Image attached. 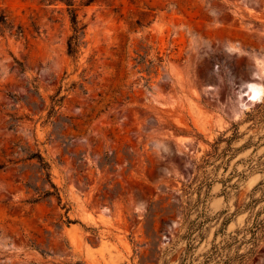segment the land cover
I'll return each mask as SVG.
<instances>
[{
	"label": "rangeland",
	"instance_id": "obj_1",
	"mask_svg": "<svg viewBox=\"0 0 264 264\" xmlns=\"http://www.w3.org/2000/svg\"><path fill=\"white\" fill-rule=\"evenodd\" d=\"M71 1L85 25L74 57L66 0H0V264H178L185 185L210 144L264 102V0ZM257 83L259 100L245 103ZM248 126L233 148L264 134ZM36 150L60 202H31ZM251 150L210 175L235 170L236 188L225 203L214 182L192 211L195 256L231 216L234 193L241 201L260 180L239 175ZM246 264H264V239Z\"/></svg>",
	"mask_w": 264,
	"mask_h": 264
},
{
	"label": "trees",
	"instance_id": "obj_2",
	"mask_svg": "<svg viewBox=\"0 0 264 264\" xmlns=\"http://www.w3.org/2000/svg\"><path fill=\"white\" fill-rule=\"evenodd\" d=\"M66 4L69 9L72 28V35L67 42V54L74 57L79 51V46L83 44L85 25L78 19V14L73 7L72 1L66 0ZM62 99L63 97H51L50 115L56 112V107L60 105ZM9 117V127L13 128L19 122V118L15 114H10ZM243 123H249L247 130L255 129L257 132L264 130V102L255 105L250 111H247L245 118L241 122L232 124L230 129L224 131L210 144V150L203 155L200 164L197 166L198 173L196 177L185 185L180 202L183 215V232L177 236L176 244L187 241V245L181 252L178 264H246L256 254L260 243L264 239V151L258 158H253V155L264 147V134L251 135L239 147L233 148V144L241 138L242 134L239 135L238 128ZM229 131H231V134L227 136ZM223 143L224 145L222 146ZM250 148L252 150L248 158H242L236 162V164L244 163L246 166L239 175L245 178L249 174H260V180L241 201L238 195L234 193V210L231 216L222 221L220 229L214 233L210 247L195 256L190 242H193L199 236V233L196 234L199 229L194 227V221L189 220L192 211L199 206V203L204 201L214 182L221 183V195H223L225 203L229 202L233 189L236 188V182L230 184L236 176L235 170H232L227 177H222L219 180L211 179L210 175H216L222 168L223 176L228 170L231 159ZM26 159L29 161L35 160V167L39 174V176L32 178L34 182L32 180L26 183L27 188H32L36 195L31 199V202L36 203L51 196H55L60 202V193L52 181L50 162L42 155L40 150L27 152ZM208 168H211L209 172ZM38 181L41 182V187L36 185ZM46 185L52 190L46 189ZM194 195H196L195 199H193ZM225 212L226 210L218 212L217 218L221 217ZM241 215L244 216L241 227L235 228L227 235L222 233L232 218ZM194 234L196 235L194 236ZM219 234H222V237L219 241H216Z\"/></svg>",
	"mask_w": 264,
	"mask_h": 264
},
{
	"label": "bare ground",
	"instance_id": "obj_3",
	"mask_svg": "<svg viewBox=\"0 0 264 264\" xmlns=\"http://www.w3.org/2000/svg\"><path fill=\"white\" fill-rule=\"evenodd\" d=\"M262 91L260 84H251L248 86L247 95L251 101H257L260 98Z\"/></svg>",
	"mask_w": 264,
	"mask_h": 264
},
{
	"label": "water",
	"instance_id": "obj_4",
	"mask_svg": "<svg viewBox=\"0 0 264 264\" xmlns=\"http://www.w3.org/2000/svg\"><path fill=\"white\" fill-rule=\"evenodd\" d=\"M247 88H248V86L246 87V90H247ZM244 102H245V103H248V104H252V103H254L253 101H251V99H249V97H248L247 94H245Z\"/></svg>",
	"mask_w": 264,
	"mask_h": 264
}]
</instances>
